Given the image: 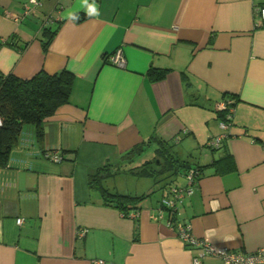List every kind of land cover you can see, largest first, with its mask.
Returning <instances> with one entry per match:
<instances>
[{"label":"crops","instance_id":"obj_1","mask_svg":"<svg viewBox=\"0 0 264 264\" xmlns=\"http://www.w3.org/2000/svg\"><path fill=\"white\" fill-rule=\"evenodd\" d=\"M95 3L98 16L85 0H0V74L74 76L68 103L40 137L25 125L0 168V264H193L197 250L159 217L174 185L126 211L88 186L152 139L144 155L160 141L201 169L179 212L196 239L245 255L264 248V26L254 15L264 0ZM117 50L123 67L109 60ZM151 69L167 73L154 80ZM230 98L232 128L210 149L222 134L215 107ZM53 151L60 162L46 157Z\"/></svg>","mask_w":264,"mask_h":264},{"label":"trees","instance_id":"obj_2","mask_svg":"<svg viewBox=\"0 0 264 264\" xmlns=\"http://www.w3.org/2000/svg\"><path fill=\"white\" fill-rule=\"evenodd\" d=\"M166 73L167 70L156 72L151 69L148 75L154 80H158L163 78ZM73 81V74L65 70L53 75L40 71L30 79H20L12 74H0V168L8 164L11 151L25 125H33L37 135L41 136L40 129L43 121L51 117L59 107L68 103ZM230 99L234 106V99ZM153 141L155 140L152 139L145 145L135 146L121 157L122 160L126 161L125 164L134 162L136 159L141 161ZM170 149L171 147L159 141L154 152L163 158L164 168L160 172H149L148 168L151 162L146 161L143 166H139L143 168H141L142 171L139 172L138 177H146L157 183L156 177L158 176L167 174L161 178V181L172 177L178 178L193 166L197 167L201 174V169L197 165H189L187 162L173 158ZM118 168L113 170L109 165L98 168L88 176L89 189L97 193L105 205L123 211L137 209V204L145 198L144 196L134 197L121 194L110 191L104 186L107 181L119 176Z\"/></svg>","mask_w":264,"mask_h":264},{"label":"built area","instance_id":"obj_3","mask_svg":"<svg viewBox=\"0 0 264 264\" xmlns=\"http://www.w3.org/2000/svg\"><path fill=\"white\" fill-rule=\"evenodd\" d=\"M255 26H264V5L255 7ZM111 64L123 67L125 61L122 57L121 51L117 50L112 56L109 57ZM216 110L222 114L218 125L222 134L211 138L207 142V147L210 149H217L220 146L221 140L227 136L233 125L234 106H232L231 99L224 100L216 105ZM46 157L52 162L58 163L62 160L59 152H49ZM200 171L197 167L193 166L187 169L184 173L185 185L184 186H170L168 195L164 196L160 201L159 217L165 214L167 217L168 226H170L176 233L178 239L184 244L185 247L197 250V256L193 260V264H201L202 259L206 255L217 257L222 264H264V248H259L250 254H241L239 252L229 251L227 249H216L206 242L196 239L191 233L189 224H185L179 219V212L184 203V199L190 193L192 186L197 182L200 177ZM20 225L22 219L16 220Z\"/></svg>","mask_w":264,"mask_h":264},{"label":"rangeland","instance_id":"obj_4","mask_svg":"<svg viewBox=\"0 0 264 264\" xmlns=\"http://www.w3.org/2000/svg\"><path fill=\"white\" fill-rule=\"evenodd\" d=\"M155 149H157V147H154L153 151H149L147 155L145 154L144 157L141 159V161H137L136 159L134 162L122 164L117 169L118 173H120L119 176H117L112 180L107 181V183L104 184V186L111 189L110 185H114L115 187L111 190L125 191L126 194L130 196H136V195L142 196L151 192L155 194V190H156L155 187L159 188V186L161 185L163 186L177 185L176 183L178 182L177 180L179 179L175 177L161 181V178H163L167 174L165 175L163 174L162 176L156 177L158 181L157 183H155L152 179L146 177H138L139 172L142 171L141 168H143V167L140 168L139 166H143L146 161L151 162L148 168L149 172L152 173L160 172L164 168L163 158H161L159 155H157V153L154 152ZM178 183H181V181ZM157 191L156 194L158 195Z\"/></svg>","mask_w":264,"mask_h":264},{"label":"clouds","instance_id":"obj_5","mask_svg":"<svg viewBox=\"0 0 264 264\" xmlns=\"http://www.w3.org/2000/svg\"><path fill=\"white\" fill-rule=\"evenodd\" d=\"M85 4H86V10H87L88 15H97L98 16L100 14L98 7L95 3V0H93V3H87V0H85ZM67 15L70 19H73V20L78 19V17L71 12L67 13Z\"/></svg>","mask_w":264,"mask_h":264}]
</instances>
